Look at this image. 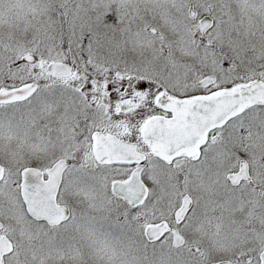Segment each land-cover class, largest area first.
I'll list each match as a JSON object with an SVG mask.
<instances>
[{
    "label": "snow or ice",
    "instance_id": "snow-or-ice-1",
    "mask_svg": "<svg viewBox=\"0 0 264 264\" xmlns=\"http://www.w3.org/2000/svg\"><path fill=\"white\" fill-rule=\"evenodd\" d=\"M0 264H264V0H0Z\"/></svg>",
    "mask_w": 264,
    "mask_h": 264
}]
</instances>
